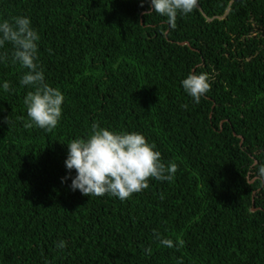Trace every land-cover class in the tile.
<instances>
[{
	"label": "trees",
	"instance_id": "obj_1",
	"mask_svg": "<svg viewBox=\"0 0 264 264\" xmlns=\"http://www.w3.org/2000/svg\"><path fill=\"white\" fill-rule=\"evenodd\" d=\"M150 8L0 0V20L30 18L46 82L65 97L56 128L26 127L27 69L0 49L11 86L0 90V264H264V0H199L175 28ZM192 72L210 77L199 104L180 84ZM93 123L142 133L174 178L123 201L71 190L66 144Z\"/></svg>",
	"mask_w": 264,
	"mask_h": 264
},
{
	"label": "clouds",
	"instance_id": "obj_2",
	"mask_svg": "<svg viewBox=\"0 0 264 264\" xmlns=\"http://www.w3.org/2000/svg\"><path fill=\"white\" fill-rule=\"evenodd\" d=\"M198 2L150 0V10L165 17L169 26L175 28L177 16L191 14ZM40 39L27 16H15L11 21L0 20V49H4L6 44L12 46L11 62L27 69L19 83L32 89L23 98L28 118L26 127L50 132L61 120L65 97L58 88L46 82L44 71L38 63ZM8 61V53L0 52V64ZM180 84L195 104H199L201 97L211 88L210 77L205 72L199 75L189 73ZM0 90L10 92V83L6 80L0 82ZM66 145L65 168L68 172L75 170V175L61 178V182L70 179V189L79 190L87 197L108 194L123 201L148 188L149 178L171 181L177 172L176 163L162 162L161 153L156 150L155 144L149 143L142 133L135 131L118 132L93 123L87 137H77ZM258 174L264 177V165L259 167ZM154 236L162 246L168 248H180L184 244L182 239L174 243L172 239L162 238L159 233L154 232ZM66 246L64 240L56 244L60 250ZM145 251L150 253L151 249ZM178 264H183V261H178Z\"/></svg>",
	"mask_w": 264,
	"mask_h": 264
}]
</instances>
